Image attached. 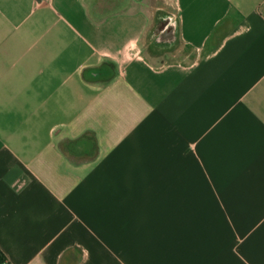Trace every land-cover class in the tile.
<instances>
[{
	"label": "crops",
	"instance_id": "0c3cea01",
	"mask_svg": "<svg viewBox=\"0 0 264 264\" xmlns=\"http://www.w3.org/2000/svg\"><path fill=\"white\" fill-rule=\"evenodd\" d=\"M0 250L264 264V0H0Z\"/></svg>",
	"mask_w": 264,
	"mask_h": 264
},
{
	"label": "rangeland",
	"instance_id": "374dc122",
	"mask_svg": "<svg viewBox=\"0 0 264 264\" xmlns=\"http://www.w3.org/2000/svg\"><path fill=\"white\" fill-rule=\"evenodd\" d=\"M164 37L157 30L154 31L144 49V56L148 60L159 64L181 59L183 56L191 54L190 49L178 40H164Z\"/></svg>",
	"mask_w": 264,
	"mask_h": 264
},
{
	"label": "trees",
	"instance_id": "16d2710c",
	"mask_svg": "<svg viewBox=\"0 0 264 264\" xmlns=\"http://www.w3.org/2000/svg\"><path fill=\"white\" fill-rule=\"evenodd\" d=\"M84 76L86 77L85 72H84ZM78 141L86 142L87 140H85V138H80ZM0 264H8V262L6 261V257L4 256L1 250H0Z\"/></svg>",
	"mask_w": 264,
	"mask_h": 264
},
{
	"label": "water",
	"instance_id": "95a60500",
	"mask_svg": "<svg viewBox=\"0 0 264 264\" xmlns=\"http://www.w3.org/2000/svg\"><path fill=\"white\" fill-rule=\"evenodd\" d=\"M163 34H164V36L165 37H168V36H170L171 35V33L173 32V27L171 26H169V27H163Z\"/></svg>",
	"mask_w": 264,
	"mask_h": 264
},
{
	"label": "flooded vegetation",
	"instance_id": "af4514ba",
	"mask_svg": "<svg viewBox=\"0 0 264 264\" xmlns=\"http://www.w3.org/2000/svg\"><path fill=\"white\" fill-rule=\"evenodd\" d=\"M161 32H163V30H162ZM161 34H162V36H164V34H163V33H161Z\"/></svg>",
	"mask_w": 264,
	"mask_h": 264
}]
</instances>
